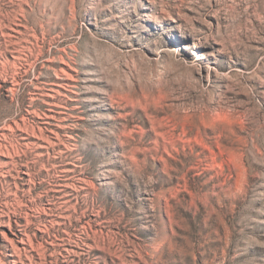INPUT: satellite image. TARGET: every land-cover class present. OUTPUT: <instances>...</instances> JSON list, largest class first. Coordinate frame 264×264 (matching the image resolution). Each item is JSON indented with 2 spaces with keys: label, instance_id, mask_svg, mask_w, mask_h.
Instances as JSON below:
<instances>
[{
  "label": "rangeland",
  "instance_id": "rangeland-1",
  "mask_svg": "<svg viewBox=\"0 0 264 264\" xmlns=\"http://www.w3.org/2000/svg\"><path fill=\"white\" fill-rule=\"evenodd\" d=\"M0 264H264V0H0Z\"/></svg>",
  "mask_w": 264,
  "mask_h": 264
},
{
  "label": "bare ground",
  "instance_id": "bare-ground-1",
  "mask_svg": "<svg viewBox=\"0 0 264 264\" xmlns=\"http://www.w3.org/2000/svg\"><path fill=\"white\" fill-rule=\"evenodd\" d=\"M11 51L15 52V51H17V50L13 49V50H11ZM10 89H11V88H10ZM20 240H22V239H20Z\"/></svg>",
  "mask_w": 264,
  "mask_h": 264
}]
</instances>
